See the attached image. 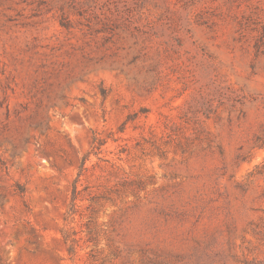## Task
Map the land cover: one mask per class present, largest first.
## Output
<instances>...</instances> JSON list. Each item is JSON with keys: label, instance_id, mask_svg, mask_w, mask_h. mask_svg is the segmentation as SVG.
<instances>
[{"label": "rangeland", "instance_id": "rangeland-1", "mask_svg": "<svg viewBox=\"0 0 264 264\" xmlns=\"http://www.w3.org/2000/svg\"><path fill=\"white\" fill-rule=\"evenodd\" d=\"M0 264H264V0H0Z\"/></svg>", "mask_w": 264, "mask_h": 264}, {"label": "trees", "instance_id": "trees-1", "mask_svg": "<svg viewBox=\"0 0 264 264\" xmlns=\"http://www.w3.org/2000/svg\"><path fill=\"white\" fill-rule=\"evenodd\" d=\"M77 194H78V190L75 188H73V192H72V196H71V208L68 210V217L70 215V217H73L72 214H74V212L76 211V199H77ZM72 215V216H71ZM66 219V218H65ZM62 236H63V239H64V242L67 243V249H68V252L69 254H74L75 251H76V248H75V239L70 237L68 234H63L62 233Z\"/></svg>", "mask_w": 264, "mask_h": 264}]
</instances>
